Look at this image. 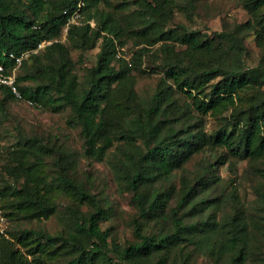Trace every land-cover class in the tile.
I'll return each instance as SVG.
<instances>
[{"label": "trees", "instance_id": "1", "mask_svg": "<svg viewBox=\"0 0 264 264\" xmlns=\"http://www.w3.org/2000/svg\"><path fill=\"white\" fill-rule=\"evenodd\" d=\"M78 1L0 0V61L4 53L19 54L59 37L67 20L63 11H73ZM82 1L81 22L69 25L67 43L46 45L44 61L29 53L16 83L32 105L69 107L68 124L79 128L82 139L79 154L111 163L134 206L132 238L108 241L110 228L101 222L112 205L92 191L87 176L79 177L74 150L22 135L4 155L3 213L16 221L47 218L66 198L70 220L58 232L19 226L7 231L9 237L0 235V264H193L198 255L217 264H264L263 184L255 186L263 212L250 218L233 193V209L217 215L212 200L219 194L210 197L217 177L207 169L212 161L193 179L183 175L176 190L171 181L195 153L218 149V161L247 159L264 178V0H241L247 20L205 32L170 26L177 0H133L137 7L122 14L115 10L127 7L124 1L114 6L110 0ZM248 32L263 49L254 65L246 62ZM128 38L135 45L162 41L148 55L165 62L146 99L134 88V70L147 49L138 48L129 59L118 55ZM70 47L81 52L98 47L81 78ZM0 89L14 97L6 86ZM0 115H5L1 100ZM206 115L215 120L211 129Z\"/></svg>", "mask_w": 264, "mask_h": 264}, {"label": "rangeland", "instance_id": "2", "mask_svg": "<svg viewBox=\"0 0 264 264\" xmlns=\"http://www.w3.org/2000/svg\"><path fill=\"white\" fill-rule=\"evenodd\" d=\"M110 1L112 6L123 1L126 3L127 7H119L115 10L121 14L137 7V4L133 0ZM107 9L109 8L107 7ZM248 18L249 14L243 7L241 0H193L192 4H188V0H177V5L173 8V17L169 21V24L170 26L185 24L191 30L205 32L231 28L233 23L243 22ZM62 41L67 43L65 36ZM161 42L158 41L153 45L146 43L135 45L128 38L118 52V55H125L129 59L138 48L143 46L147 49L141 56L140 67L134 70V88L142 99H146L152 94L156 82L162 76L163 68L161 65L165 60L156 58L153 61L152 57L148 56L158 48ZM245 43L249 50L246 62L254 65L258 62L263 49L256 44L255 34L252 32L246 34ZM45 48L46 46L41 47L34 52L39 55L42 61H44L42 52ZM97 51L98 47L87 49L84 52L70 47V55L80 78L84 74L85 68L94 63ZM29 82V80H26L23 83ZM0 100L3 102L5 108V115H0L2 143L0 153L3 156L7 155L8 149L22 135L43 136L45 139L56 140L62 143L70 151L74 150L77 154L76 172L79 177L84 178L87 176L88 186L92 191L97 196H107L112 205L109 218L101 222L102 228H110L111 235L108 237V241L115 240L118 243H123L126 239L132 238L129 221L134 211V206L130 201L128 193L119 188L112 171L111 163L108 160L91 161L79 154L81 152L82 139L79 135V128L68 124L67 120L71 115L69 107L53 111L50 108L32 105L23 99L8 97L1 89ZM228 113L229 111L225 112V114ZM205 120L207 129H211L215 125V120L211 116L206 115ZM219 151L220 149L217 152L205 150L191 156L184 163L183 167L173 172L171 181L173 182L174 190L178 189L181 185V177L183 175L193 179L194 175L205 170L204 166L208 161H212L213 166H209L207 169L208 171L211 170V174L217 177V182L210 193V197H215L219 194L218 198L212 200L213 207L217 209V215L226 214L233 209L235 202H233L230 196L233 193L237 205L246 210L250 218L258 217L263 212V206L255 190V186L264 185V178L261 177L258 169L250 165L247 159L229 156L224 160L218 161L219 159H216V157H218ZM6 158L7 156H4L0 159V184L5 176L4 163ZM221 192L223 195H220ZM66 202V198L60 199L57 211L47 218L16 221L7 217V231L22 226L35 229L40 228L48 232H58L66 228L70 220V213L65 206ZM6 237H9V232H7ZM193 264L217 263H214L207 256L198 255L195 257Z\"/></svg>", "mask_w": 264, "mask_h": 264}, {"label": "built area", "instance_id": "3", "mask_svg": "<svg viewBox=\"0 0 264 264\" xmlns=\"http://www.w3.org/2000/svg\"><path fill=\"white\" fill-rule=\"evenodd\" d=\"M83 4L82 0H79L77 7L68 12L64 10L63 12L67 15V20L62 26L61 35L57 38L51 39H42L37 42L34 48H30L16 54L14 52L4 53L5 60L0 61V84L6 86L9 91L13 94L15 98L23 99L27 103L33 104L29 99H24L16 83V74L20 68V65L24 58L28 56L29 53L36 52L39 48L49 45L54 40H63V37L66 35L67 29L70 24H78L81 22V12L80 7ZM90 24H93V21H90ZM62 37V38H61ZM10 60L12 63L8 65L5 61ZM1 139H0V149H1ZM7 216L3 213V210L0 207V235L7 236Z\"/></svg>", "mask_w": 264, "mask_h": 264}]
</instances>
